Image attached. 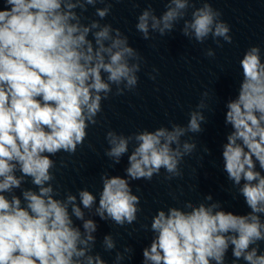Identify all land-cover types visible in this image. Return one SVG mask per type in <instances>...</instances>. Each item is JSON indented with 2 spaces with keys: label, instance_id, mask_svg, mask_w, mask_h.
Wrapping results in <instances>:
<instances>
[{
  "label": "clouds",
  "instance_id": "9594fccd",
  "mask_svg": "<svg viewBox=\"0 0 264 264\" xmlns=\"http://www.w3.org/2000/svg\"><path fill=\"white\" fill-rule=\"evenodd\" d=\"M2 4L0 264H107L95 251L98 224L86 219L84 210L119 227L133 225L143 209L132 182L151 181L161 170L166 181L183 177L185 158L198 148L193 137L204 132L208 122L209 93L204 92L188 113L186 125L170 121V127L129 135L108 130L104 155L112 166L127 155L125 175L104 171L98 196L88 188L62 194L52 157L61 152L74 155L84 146L89 127L100 123L103 101L137 88L143 58L119 28L101 23L111 14L112 0H2ZM89 7L98 19L85 15ZM164 8L158 16L149 3L138 15L135 28L144 40L153 39L154 33L171 34L182 22L180 32L190 41L204 44L211 38L217 47H223L221 40L233 43L231 26L209 0H165ZM205 55L216 53L208 48ZM239 67L236 95L224 103V125L230 130L221 158L234 198L242 197L248 211L226 210L211 194L198 203L187 200L179 207L159 208L150 225H141L152 233L141 250V264H226L229 250L231 264H264L261 46H249ZM153 72L158 74V69ZM203 152L211 154L206 146ZM61 166H66L63 161ZM29 182L32 187H25ZM101 247L115 252L113 264L131 261L135 251L130 245L118 249L111 233L103 236Z\"/></svg>",
  "mask_w": 264,
  "mask_h": 264
}]
</instances>
